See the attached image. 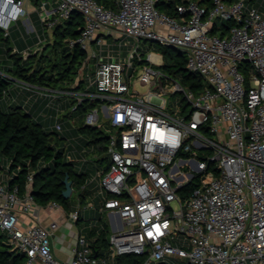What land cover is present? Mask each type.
Here are the masks:
<instances>
[{
  "label": "built area",
  "instance_id": "built-area-1",
  "mask_svg": "<svg viewBox=\"0 0 264 264\" xmlns=\"http://www.w3.org/2000/svg\"><path fill=\"white\" fill-rule=\"evenodd\" d=\"M159 1L117 0L116 10L96 0H42L37 7L48 30L74 12L83 16L85 27L71 47L79 46L87 58L69 89L18 84L36 100L66 98L75 111L93 106L87 127H99L107 115L108 167L98 174L99 208L89 197L87 209L112 215L114 234L109 257L95 255L80 234L73 260L59 261L52 246L58 222L46 227L20 218L42 211L30 193L33 175L21 195L10 190L12 176L0 169V233L26 256L24 264H111L132 254L145 257L144 264H264V0L187 1L177 6V18L160 12ZM30 2L0 0L6 36L30 18ZM124 39L134 46L117 48ZM142 41L184 54L187 70L205 88L195 93L185 87L163 69L162 55L144 57ZM123 47L132 48L125 53ZM136 65H143L138 82L149 88L146 94L132 87ZM88 70L94 80L79 89ZM167 91L183 97L176 110L168 108ZM56 129L63 131L61 125ZM191 183L193 191L183 198L181 191ZM78 216L79 211L73 220Z\"/></svg>",
  "mask_w": 264,
  "mask_h": 264
},
{
  "label": "trees",
  "instance_id": "trees-1",
  "mask_svg": "<svg viewBox=\"0 0 264 264\" xmlns=\"http://www.w3.org/2000/svg\"><path fill=\"white\" fill-rule=\"evenodd\" d=\"M30 1L33 5L39 6L42 0ZM96 1L108 9H117V0ZM187 1L198 0H161L156 3V8L160 12L177 18L179 17L177 6ZM226 1L232 4L237 0ZM211 2L212 0H205L207 4H211ZM84 27L85 20L78 12L72 13L67 20L56 24L51 29V38H49V46L53 47L54 57H45L43 55L38 58L40 55L39 51L34 56L31 55L25 59L22 54H12V50L7 49V56L14 62L15 67L10 70L11 78L0 74V169H4V165L8 163L10 165V175L16 170L19 171L9 181V188L10 190L17 188L21 195H25L28 192V177L33 175L30 193L36 204L42 208L50 204H57L68 214L76 211L72 202L74 196L81 204H85L91 197L92 190L89 187L90 185L86 186L90 175L82 170L79 172L73 162L70 161L68 163L65 160V151L56 149V144L60 141L57 134L48 133L42 123L36 121L32 113L30 111L26 112L22 106L11 107L10 112H5L3 110V99L10 91V86L16 81L52 90L58 89L57 84L67 82L68 88L58 90L71 88L87 58V53L77 45L71 47V42L79 38ZM44 29L46 30L45 27ZM52 40L53 43H51ZM9 43L10 36H6L0 30V48H8ZM58 46L62 47L61 52H59ZM160 50L165 61L163 69L166 72L173 75L185 87L195 93H199L205 88L202 78L187 70V57L184 54L173 48L160 46ZM32 58H34V61H31ZM34 62H37V64L34 65ZM44 62H47L46 65L42 64ZM0 72H3L1 67ZM83 85V82H81L79 89H83ZM26 91L30 92L29 90ZM36 101L38 102L39 100ZM83 107H79L76 111H80ZM91 107L89 106V109ZM98 128L84 126L82 130L89 129L94 131L98 130ZM108 139L107 136L95 139V142L102 141L105 144L102 149L105 154H107ZM99 161L101 163L108 162V157L97 162ZM66 176H69V180L73 182L74 190L72 197L68 200L63 196L66 189L64 185ZM194 186L193 183L187 185L181 191V196L183 198L188 197ZM82 220L83 218L79 211L78 222L80 223ZM106 229L100 232L95 228L86 235L87 240L94 249L95 255L99 258L109 257L111 253L110 239L107 238ZM25 261L26 256L12 248L6 235L0 233V264H24ZM144 262L145 257L132 254L117 256L111 264H144ZM159 264L169 263L163 262Z\"/></svg>",
  "mask_w": 264,
  "mask_h": 264
},
{
  "label": "rangeland",
  "instance_id": "rangeland-1",
  "mask_svg": "<svg viewBox=\"0 0 264 264\" xmlns=\"http://www.w3.org/2000/svg\"><path fill=\"white\" fill-rule=\"evenodd\" d=\"M261 1V0H257ZM250 5V3H248ZM36 5L32 6V13H34L33 17L37 18L39 17V13L37 12ZM50 9V6L48 7ZM222 22H220V25ZM25 26V25H24ZM15 31L21 34L22 32L26 33V26L23 28V25H14ZM52 30H45L42 31V40H39V46L36 49L35 53H33V56L40 51V55L38 58H41L43 55L45 57H54V51L53 47L49 46V38H51ZM35 34V32L33 33ZM51 40V39H50ZM111 44H113L114 40L108 39ZM130 42L132 43V46H134V40L132 39H124L117 43L116 47L119 48L120 45H124L125 43ZM53 43V40L52 42ZM141 47L144 57H150L151 55H161L160 45L158 43H151V42H141ZM132 47H123V51L127 53ZM4 49V50H3ZM59 52H61L62 47L58 46ZM5 47L0 48V67L1 70L6 73L7 75H12L10 73V70L15 67L14 62L9 59L5 53ZM3 59V60H2ZM2 61H5L6 63H3ZM31 61H34V58L31 59ZM32 63V62H31ZM47 62L42 63L43 65H46ZM37 64V62H34V65ZM138 66V67H137ZM142 66L136 65L137 75L133 77L132 79V87L140 94H146L149 91L148 87L142 86L138 82V77L143 73ZM160 66H154L155 69H159ZM10 73V74H9ZM86 84H84V88H87L91 85V80H94V76L90 73L88 70V73L85 76ZM58 89L62 88H68L69 85L67 82L59 83L57 84ZM57 89V90H58ZM9 94H7L3 99V110L5 112H10L11 107H19L22 106L23 109L28 112L31 108L30 104V98H25L26 96L23 95V92H28L24 90L19 84L13 83L9 88ZM17 90L16 93L13 95H10L11 91ZM132 93V92H131ZM22 95V96H21ZM21 96V99L18 100V97ZM164 99L168 103V108L171 110H176L182 101L183 97L180 94L173 95L170 93V91H167L164 94ZM50 100V99H49ZM47 101L45 106L41 108L38 115L34 117L36 121L39 120L40 123H42L44 129L48 133H54L57 134L60 138V141L57 142L56 149L57 150H64L65 151V160L69 163L70 161L74 163L75 168L80 172L81 170L84 172H87L88 175H90V179H93L94 177H97L95 186L96 195L99 193L98 189V183L100 182V176L99 171L103 173L107 167L108 162L105 161L101 163L98 160H101L105 157H107V154H105V151L102 150L103 147H105V144L102 141L95 142L96 138L101 137H109L111 133V127L109 125V122L105 119L107 115L104 117V119L101 122V125L99 126L98 130L90 131L89 129L82 130L84 126H86L85 123V116L87 113V109H89V105L86 103L83 108L80 109V111L75 112V107L73 106V102L69 99H61L60 102H56L53 104L52 109L48 108V105L50 104V101ZM21 103V104H19ZM32 104V103H31ZM34 104V103H33ZM58 106H62V109H58ZM61 125L63 128L62 132L57 131L56 126ZM56 138V137H55ZM10 165L6 163L4 165V171L1 173L4 175H7L9 172ZM19 173L18 170L14 171L11 176L15 177ZM93 192V190H92ZM93 195V201H96V204H99V199L96 198L95 192L92 193ZM73 207L76 211H80L83 220L79 223V231L80 233L87 237V233L91 231L92 229L97 228L100 232L104 231L105 228L107 231V238H111L114 234L113 229L110 226V220L108 214H101L99 211L94 209H87L88 206V200L85 204H81L77 201L76 197L74 196V199L72 200ZM174 208H177L176 204H173ZM84 233V234H83ZM171 264H185L183 261L180 260H170Z\"/></svg>",
  "mask_w": 264,
  "mask_h": 264
},
{
  "label": "crops",
  "instance_id": "crops-1",
  "mask_svg": "<svg viewBox=\"0 0 264 264\" xmlns=\"http://www.w3.org/2000/svg\"><path fill=\"white\" fill-rule=\"evenodd\" d=\"M32 6L34 5L30 2L28 4L30 18L27 20H21L16 25L19 26L22 24L24 28L25 27L24 25L27 22L29 23V25L31 26L30 27L31 30H33L35 34H33L34 32L29 34L27 29H26V33L22 32L21 30V34H19L18 32L15 31V27L14 28L12 27L9 32V36H10L9 46L8 48H5L6 50L5 52L3 51V53L6 54V56H7V49L12 50V54L19 53V54L24 55L25 53H29L31 56L33 55V53H35L36 49L38 48L39 40H42L41 34H42L44 27L42 26L40 17H37V18L33 17L34 13H32L33 12ZM30 56H28V58ZM2 62L6 63L5 61H2ZM8 76L11 77V75H8ZM16 83L18 84L19 82L16 81ZM16 91L17 90L11 91L10 95H12V93L14 95ZM7 94H9V92ZM23 95L26 96L25 98L31 99L30 104H28V106L31 105V108L29 111L32 113L34 117L38 115L41 108L45 106L46 102L49 100L48 98V99L39 100L37 102L36 95L31 92H25V93L23 92ZM21 96L18 97V100L21 99ZM61 99H58V101H54L53 104H55L56 102H60ZM49 101H50V104L48 105V108L52 109V106H53L52 100L50 99ZM62 108L63 107L61 106V109ZM39 120L40 119H38V122ZM89 187L91 190H93V192H95V195H96L94 184H91ZM91 197H93V195H91ZM93 202L96 203V201H93ZM97 206L98 205L96 204V207ZM77 212L78 211H74L68 214L60 206L58 208H50V206H47L45 208H42V211L38 215L36 214L30 215V214L22 213L20 214V218L23 222L27 224L33 221H37L46 227H48L52 222H58L59 228L52 237L53 253L59 261L70 263L73 260V257L75 254L77 238L81 234L78 229L79 228L78 220L74 221L72 218V215ZM108 216H109V220L114 219L112 215L108 214ZM168 263L171 264L170 262Z\"/></svg>",
  "mask_w": 264,
  "mask_h": 264
},
{
  "label": "water",
  "instance_id": "water-1",
  "mask_svg": "<svg viewBox=\"0 0 264 264\" xmlns=\"http://www.w3.org/2000/svg\"><path fill=\"white\" fill-rule=\"evenodd\" d=\"M162 91V88H161ZM64 185L66 187L63 196L66 200L70 199L73 195V182L69 180V176H66L64 180Z\"/></svg>",
  "mask_w": 264,
  "mask_h": 264
}]
</instances>
